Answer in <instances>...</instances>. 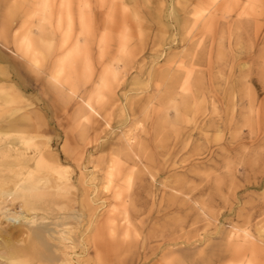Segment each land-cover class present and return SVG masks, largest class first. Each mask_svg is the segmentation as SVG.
Wrapping results in <instances>:
<instances>
[{"label": "rangeland", "instance_id": "rangeland-1", "mask_svg": "<svg viewBox=\"0 0 264 264\" xmlns=\"http://www.w3.org/2000/svg\"><path fill=\"white\" fill-rule=\"evenodd\" d=\"M0 161L64 184L0 264L35 215L70 264H264V0H0Z\"/></svg>", "mask_w": 264, "mask_h": 264}, {"label": "bare ground", "instance_id": "bare-ground-1", "mask_svg": "<svg viewBox=\"0 0 264 264\" xmlns=\"http://www.w3.org/2000/svg\"><path fill=\"white\" fill-rule=\"evenodd\" d=\"M16 163L18 164V162ZM0 166L2 167L1 161H0ZM2 168L3 169L0 170V211H2L1 213H3L4 211H8L10 209H14V208L19 209L18 213H23L25 211L26 212L31 211V212H36V213L37 212L48 213L52 207L58 205L56 201L54 200V198L56 197L55 195L57 194L56 189L60 188L64 184L62 185V182L59 180V178H57V176H55L52 173L53 171L50 172V171H47L46 169H45L46 171L42 169L44 170V172L38 171V173L39 172H42V173H39L36 176V178L30 177L27 175V177L23 181L21 182L19 181L20 183L16 184L14 180L13 181L6 180V178H3L4 176L2 177L1 173L2 172L6 173L7 171V170L4 171L5 167H2ZM16 176H18V173ZM17 178H19V176ZM9 179H11V176ZM67 185H65V187ZM60 205H58L59 210H63L64 206H60ZM17 215L16 214L13 215L11 213L10 217L12 219L20 218V216L19 215L17 216ZM4 216L6 215L4 214ZM45 218L46 217H39L38 215H35L32 218L27 219V222L28 224H30L29 225L30 227L26 231L27 236L23 239V244H25L26 242V245L25 246L23 245V247L21 246V248H16L14 251L11 252V254L8 257L10 258V261H9L10 263L15 264V262H19V264H36V263L50 264V263H55L58 260H60L61 264L72 263L71 256H69L66 252V250L71 248V245L69 246L65 244V242L72 240V231H73L72 226H69V223H66V222L60 223L59 221H56L52 223L55 226V228L51 229L50 227L40 225L41 224L40 221L45 220ZM65 218L66 216L64 215L60 219H65ZM5 232H6V229L0 226V237L5 241L4 242L5 244H0V249L7 248V246L9 245H6V243L9 242L13 238L16 239L17 237V236L14 237L13 233L6 234ZM47 237H50L52 241H55V243H57L61 247H58V245H56V248L53 247L54 245L47 246L46 244ZM51 247L55 248L54 251H57V252H59V250L61 249L62 251L60 252L62 254V258L58 259V257H56L57 255H55L54 252L50 250ZM1 252H4V251H1Z\"/></svg>", "mask_w": 264, "mask_h": 264}]
</instances>
